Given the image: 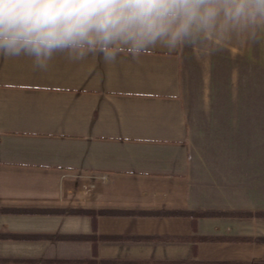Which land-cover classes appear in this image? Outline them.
<instances>
[{"label": "crops", "instance_id": "0c3cea01", "mask_svg": "<svg viewBox=\"0 0 264 264\" xmlns=\"http://www.w3.org/2000/svg\"><path fill=\"white\" fill-rule=\"evenodd\" d=\"M249 221L264 224V40L46 70L0 56V264L264 262V230L226 229Z\"/></svg>", "mask_w": 264, "mask_h": 264}, {"label": "clouds", "instance_id": "9594fccd", "mask_svg": "<svg viewBox=\"0 0 264 264\" xmlns=\"http://www.w3.org/2000/svg\"><path fill=\"white\" fill-rule=\"evenodd\" d=\"M264 40V0H0V56L114 62L153 49L193 59Z\"/></svg>", "mask_w": 264, "mask_h": 264}, {"label": "rangeland", "instance_id": "374dc122", "mask_svg": "<svg viewBox=\"0 0 264 264\" xmlns=\"http://www.w3.org/2000/svg\"><path fill=\"white\" fill-rule=\"evenodd\" d=\"M256 221H249L248 224H244V223H238V222H232L233 226L229 225V227H226L227 231L232 232V233H258L260 232V230H264V224L262 223H255ZM93 263V262H92Z\"/></svg>", "mask_w": 264, "mask_h": 264}, {"label": "trees", "instance_id": "16d2710c", "mask_svg": "<svg viewBox=\"0 0 264 264\" xmlns=\"http://www.w3.org/2000/svg\"><path fill=\"white\" fill-rule=\"evenodd\" d=\"M203 215V214H202ZM207 215H221V213H210ZM251 215V214H249ZM259 241H264V237L263 238H258ZM77 264L79 262H64V261H58L57 264ZM183 264H233V263H229V262H203V261H187V262H183ZM235 264H264V262L261 261H254V262H240V263H235Z\"/></svg>", "mask_w": 264, "mask_h": 264}]
</instances>
